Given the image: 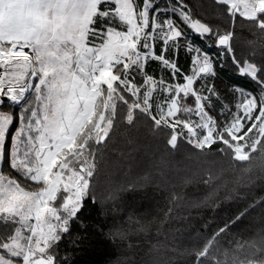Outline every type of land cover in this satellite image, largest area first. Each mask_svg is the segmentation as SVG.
Listing matches in <instances>:
<instances>
[{
	"label": "snow or ice",
	"instance_id": "snow-or-ice-1",
	"mask_svg": "<svg viewBox=\"0 0 264 264\" xmlns=\"http://www.w3.org/2000/svg\"><path fill=\"white\" fill-rule=\"evenodd\" d=\"M215 4L227 28L195 18L187 0L163 17L157 0H0V264H59L61 234L78 219L121 104L129 125L143 114L170 129L172 148L184 136L241 164L264 155V61L239 58L232 43L236 22L264 33V0ZM181 49L195 53L189 72ZM229 56L248 81L226 89L239 93L235 105L209 83ZM226 228L196 264H264V233L243 255L217 256Z\"/></svg>",
	"mask_w": 264,
	"mask_h": 264
},
{
	"label": "trees",
	"instance_id": "trees-1",
	"mask_svg": "<svg viewBox=\"0 0 264 264\" xmlns=\"http://www.w3.org/2000/svg\"><path fill=\"white\" fill-rule=\"evenodd\" d=\"M172 2L157 0L162 17L171 13ZM187 3L195 18L229 26L215 0ZM232 43L239 58L264 61V33L250 24L235 23ZM207 51L215 60L219 49ZM193 55L179 52L185 72ZM147 70L161 73V66L149 62ZM215 71L209 83L235 105L239 93L233 97L226 89L247 87L248 81L239 77L230 56L217 61ZM4 110L13 111L7 105ZM117 112L110 138L97 146V174L84 206L61 234L59 264H196V253L225 226L216 237V255L225 258L227 250L243 255L264 233V155L258 150L241 164L218 152L219 144L200 151L184 136L172 148L170 129H156L143 114L129 125L126 105Z\"/></svg>",
	"mask_w": 264,
	"mask_h": 264
},
{
	"label": "rangeland",
	"instance_id": "rangeland-1",
	"mask_svg": "<svg viewBox=\"0 0 264 264\" xmlns=\"http://www.w3.org/2000/svg\"><path fill=\"white\" fill-rule=\"evenodd\" d=\"M162 11V9H160ZM177 131H180V129L178 128Z\"/></svg>",
	"mask_w": 264,
	"mask_h": 264
}]
</instances>
